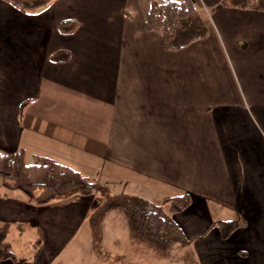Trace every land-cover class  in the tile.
<instances>
[{
  "label": "crops",
  "instance_id": "1",
  "mask_svg": "<svg viewBox=\"0 0 264 264\" xmlns=\"http://www.w3.org/2000/svg\"><path fill=\"white\" fill-rule=\"evenodd\" d=\"M154 1L169 0H0V153L155 205L187 194L172 215L186 243L167 249L264 264V12L191 0L207 35L174 50L145 29ZM93 208L89 196L38 206L0 180V234H36L27 264L56 262ZM223 220L239 225L226 239ZM0 242L14 255L0 264H21Z\"/></svg>",
  "mask_w": 264,
  "mask_h": 264
},
{
  "label": "trees",
  "instance_id": "2",
  "mask_svg": "<svg viewBox=\"0 0 264 264\" xmlns=\"http://www.w3.org/2000/svg\"><path fill=\"white\" fill-rule=\"evenodd\" d=\"M242 7L264 12V0H244ZM144 26L146 30L158 33L167 49H180L207 35L206 23L191 0L152 2L145 15ZM0 178L5 193L20 191L29 202L38 206H45L63 196H69L68 200L75 196H94L99 190L106 191L108 194L104 197V204L100 202L88 215L90 223L100 221L105 212L119 208L128 214L133 230L141 238L155 240L158 244L165 243L162 244L164 247L172 243H186L172 215L190 204L187 194L166 197L158 205L124 193L110 194L95 178L85 176L61 162L43 157L37 163H25L22 152L10 155L0 153ZM215 227L226 239L239 225L231 220H223L215 223ZM0 250V260L14 258L1 242Z\"/></svg>",
  "mask_w": 264,
  "mask_h": 264
},
{
  "label": "rangeland",
  "instance_id": "3",
  "mask_svg": "<svg viewBox=\"0 0 264 264\" xmlns=\"http://www.w3.org/2000/svg\"><path fill=\"white\" fill-rule=\"evenodd\" d=\"M233 1L231 0V2ZM239 2L237 1V3ZM199 14L201 15V13ZM106 194H108L106 191L99 190L94 196H89L94 204L93 209H96L100 202L104 204L103 201ZM68 197H59L51 203L62 202ZM111 210L112 214L105 216L104 213L98 222L90 223L88 220L74 241L52 264H150L151 258L154 257H158L155 258L158 264H175L170 261L163 262L164 259L160 261V254L168 257L174 256L175 259L179 260L177 264H195L194 258L188 251L183 252L173 248L167 249V247L162 245L165 243H160V245L155 240L141 238L133 230L129 216L124 210L119 208ZM33 237L36 238L33 230H28L26 236L25 234L19 235L16 229H10V233L7 235L6 232L0 234V239H7L10 244L9 247L21 261V264L29 262L28 254L30 248H27L26 243L23 241L26 238Z\"/></svg>",
  "mask_w": 264,
  "mask_h": 264
}]
</instances>
